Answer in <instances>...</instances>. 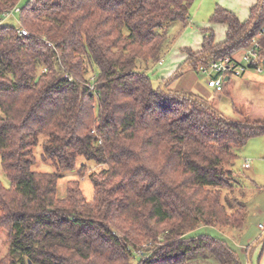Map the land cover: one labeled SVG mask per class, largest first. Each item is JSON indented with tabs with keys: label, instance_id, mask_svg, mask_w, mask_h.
<instances>
[{
	"label": "trees",
	"instance_id": "trees-1",
	"mask_svg": "<svg viewBox=\"0 0 264 264\" xmlns=\"http://www.w3.org/2000/svg\"><path fill=\"white\" fill-rule=\"evenodd\" d=\"M18 2L0 0V17ZM193 2L26 0L17 14L29 36L0 25V165L10 182L0 181V264L250 263L224 239L194 231L244 225L243 202L222 194L239 186L237 149L264 134V122L226 118L170 84L255 38L263 63L264 0L244 21L216 5L209 23L226 25L224 40L201 28L200 50L182 49L184 62L155 86L149 65L173 41L168 27L188 22ZM228 87L225 80L214 91ZM40 139L54 171L32 169ZM66 172L76 175L58 197Z\"/></svg>",
	"mask_w": 264,
	"mask_h": 264
},
{
	"label": "rangeland",
	"instance_id": "rangeland-1",
	"mask_svg": "<svg viewBox=\"0 0 264 264\" xmlns=\"http://www.w3.org/2000/svg\"><path fill=\"white\" fill-rule=\"evenodd\" d=\"M25 1L26 0H19L17 6L20 8ZM223 2L231 4L230 0H194L190 8V23L193 26L189 27V30H186L185 33L188 34L187 37L182 35L183 38L181 39L179 29H173L175 24L172 23L168 27L167 35L174 39L171 45H169L170 48H168L161 57L163 64L159 66L157 63H152L147 70V74L151 78L153 85L156 86L164 79H168L171 76L165 75V69L171 66L170 62L172 61L167 51L172 52L174 50L178 53V50H180L179 48L182 47L181 44L187 42V40L190 42L193 41L195 33H199V28L204 27V25L208 23L210 15L216 5L224 7V5H222ZM16 18H18V14H15L14 18L11 17L6 19L3 23L16 27L18 25ZM190 31L192 32L190 33ZM240 50L233 52V54L236 53L239 59L242 56L243 49ZM188 71L198 74L199 83L210 93V97L208 98L209 103L223 116L233 120L244 118L242 120L264 122V70L260 73L251 71L247 74L245 80H239V78L233 76L234 86L229 94L227 92L213 94L212 90L206 87V77L204 75L197 73L191 67H186L185 72ZM243 81H247L248 84L244 85ZM179 82L180 80H175L170 84V87L174 88L179 85ZM41 143L42 139H40L39 143L34 147L36 159L32 165V169L36 171H54L55 168L52 163L49 160H43L41 158ZM245 160L250 161L249 169L243 167ZM81 162L82 159L79 158L78 164ZM233 171L234 178L239 186L233 187L230 191L228 189L224 190L222 200L225 202L227 198L232 199L237 197L240 202L245 203L246 216L244 225L239 229L202 226L196 229L194 233L224 239L230 247L239 253L241 259L245 263H247L249 258L250 264H257L262 242H259L253 247L250 256L248 251L264 234V134L249 138L243 147L239 148V150L237 149V158L234 161ZM75 175L76 173L74 174V172L63 173L62 178L59 179L57 184L56 194L58 197L65 196V183L67 180L75 177ZM0 181L6 187L10 184L1 165ZM79 182L85 198L90 200L93 195L92 185L85 174L79 178ZM248 246V251L245 252ZM147 247V245L143 244L142 249L140 248L141 250H137V254L143 255L142 252L144 253ZM6 249V232L1 231L0 258L5 254ZM136 261V258L133 259L132 264H135Z\"/></svg>",
	"mask_w": 264,
	"mask_h": 264
},
{
	"label": "crops",
	"instance_id": "crops-1",
	"mask_svg": "<svg viewBox=\"0 0 264 264\" xmlns=\"http://www.w3.org/2000/svg\"><path fill=\"white\" fill-rule=\"evenodd\" d=\"M230 1H231V4H228L227 2H223L222 5H224V7L227 10L233 12L240 21H244V20H246L248 18L250 7L253 6L257 2V0H230ZM190 22H191V20L189 18L187 23H185V24H175L173 26V29L174 28H175V30L179 29L180 34H181L180 35L181 39L183 38L184 35L186 37L188 36V34H186L185 32H186V30L189 27L193 26ZM201 28H211L212 29V31L214 33V41H215V43H220V42H222L224 40L225 33H226V30H227V27H226L225 24H222V23L211 24L208 21V23L206 25H204V27H200L199 28V33L198 34L195 33V37H194L193 41L190 42L189 40H187V42H184L183 44H181L182 47L179 48L180 50H178V53H176V51H174V50L172 52L167 51L169 56H170V59H172V61L170 62L171 66H169V67H167L165 69V75L166 76L172 75L175 72L176 68L181 63H183L184 60L186 59L187 55H186L185 52L181 51L182 49H190L193 52H197V51L200 50L201 42H202V33H201V30H200ZM191 32L192 31H190V33ZM241 49H243V48H241ZM242 53H243V51H242ZM232 56L234 58H236V59H239V58H237L236 53H234ZM157 64L159 66H162V64H163L162 58L160 59V61L157 62ZM251 71L254 72L256 70L253 67H249L244 72L243 76L237 77V78H239V80H241V79L245 80L247 74L250 73ZM257 73H260V72H257ZM195 74L196 73H191L190 71L185 72V70H184L183 74L181 76H179V78H177L178 80H180L179 85L175 86L174 89L182 90V91H190V92L199 94V95L203 96L204 98L208 99L210 97V93L208 92V90L202 84L199 83V78L197 76L198 74H196V75ZM226 80L229 81V87H228V89L226 91L229 94L230 91L232 90L233 86H234V81H233L232 77L227 78ZM243 84L246 85V84H248V82L247 81H243ZM206 87L208 89H211L213 94L216 93L214 91V89L209 88L207 86V84H206ZM242 119H244V118H242ZM242 119H240V120H242ZM245 161H248V166L245 167V162H244L243 167L249 169L250 168V161L249 160H245ZM233 166H234V164H233ZM243 204H245V203L243 202ZM245 208H246V206H245ZM257 264H264V245L260 247V251H259L258 259H257Z\"/></svg>",
	"mask_w": 264,
	"mask_h": 264
},
{
	"label": "built area",
	"instance_id": "built-area-1",
	"mask_svg": "<svg viewBox=\"0 0 264 264\" xmlns=\"http://www.w3.org/2000/svg\"><path fill=\"white\" fill-rule=\"evenodd\" d=\"M19 11V7L15 5L12 9L5 11L0 17V25L8 18H14ZM15 27L18 36H29V32L19 23ZM264 35V27L258 33V36ZM258 41L253 39L251 45L243 48L241 58L238 60L232 55H223L217 59L200 64L197 68V73L206 77V84L209 88L216 91H221L223 84L227 78L241 77L244 72L253 67L257 72L264 70V65L257 61ZM160 63V62H159ZM248 166V161H245V167Z\"/></svg>",
	"mask_w": 264,
	"mask_h": 264
},
{
	"label": "water",
	"instance_id": "water-1",
	"mask_svg": "<svg viewBox=\"0 0 264 264\" xmlns=\"http://www.w3.org/2000/svg\"><path fill=\"white\" fill-rule=\"evenodd\" d=\"M203 56H204V55H201L199 58H201V57H203ZM262 64L264 65V62H263ZM161 89H163V86L161 87ZM263 238H264V234H263V236H262L258 241H256L255 244L249 249L248 254L251 253V250L253 249V247H254L256 244H258ZM249 264H250V263H249Z\"/></svg>",
	"mask_w": 264,
	"mask_h": 264
}]
</instances>
